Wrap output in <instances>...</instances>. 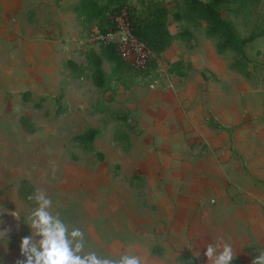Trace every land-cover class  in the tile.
<instances>
[{"label": "rangeland", "instance_id": "374dc122", "mask_svg": "<svg viewBox=\"0 0 264 264\" xmlns=\"http://www.w3.org/2000/svg\"><path fill=\"white\" fill-rule=\"evenodd\" d=\"M78 2L0 0V264H15L31 235L27 218L36 205L21 201L23 179L47 191L50 211L69 231L84 232L85 253L131 251L147 264H187L199 251L193 264H208L207 245L223 238L235 254L231 264H252L264 253V38L246 48L256 66L245 78L229 70L233 53L217 54L216 39L188 25L193 40H174L154 73L101 91L87 54L98 52L96 32L107 24L75 13ZM151 2L170 11L176 34L180 0H127L130 10ZM226 18L240 37L258 32L264 0L248 18ZM177 61L185 77L166 71ZM102 67L110 73L108 62ZM55 95L66 111L57 112ZM121 115L127 123L114 118ZM210 118L234 132L215 129ZM88 128L103 131L96 153L73 140ZM121 133L126 142L116 138Z\"/></svg>", "mask_w": 264, "mask_h": 264}, {"label": "trees", "instance_id": "16d2710c", "mask_svg": "<svg viewBox=\"0 0 264 264\" xmlns=\"http://www.w3.org/2000/svg\"><path fill=\"white\" fill-rule=\"evenodd\" d=\"M262 0H207L201 3L196 0H180L176 5V11L172 14L173 20L177 24V33L172 34L168 29V16L170 11L160 2H151L142 7L143 9L130 10L127 0H79L78 4L73 6V11L79 15H83L86 19L105 20L106 26H99L101 32H105L107 28L113 26L112 17L117 14L123 7H127L129 17L132 22L133 32L139 41L155 54L156 58H160L162 54L172 46L174 40L189 43L193 40V34L189 29L192 27H202L206 38L216 39V53L222 55L231 52L234 55L229 65V70L239 73L245 78H251L256 63L249 59L246 55L247 46L256 38H264V21L263 27L258 32H251L246 37H240L234 25L226 18L228 14L234 16H245L248 18L256 9ZM185 22L186 26H182L181 22ZM89 58L91 80L94 86L101 91L113 90L117 85L126 84L128 80H132L135 75H149L155 72L157 65L152 61L148 68L144 71L135 69L129 62L124 61L114 45H100L98 52H90L87 54ZM106 61L110 64V73L104 71L102 65ZM65 64L73 72H79L80 67L67 60ZM169 74L179 77L187 75V68L181 61L173 62L166 68ZM130 76V77H129ZM205 78L204 74L202 75ZM129 87V84H126ZM29 93H24L26 97ZM53 101L58 105L56 110L64 112L67 105L62 104V95L52 96ZM117 120L127 123V115L114 116ZM22 128L28 133L35 132V125L27 117L20 118ZM208 124L215 129L225 131L229 134L234 132L235 128L222 125L215 122L212 118L208 120ZM101 129H85L84 132L73 137L83 148L96 153L93 143L96 138L102 135ZM119 141L126 142L127 135L123 133L117 134ZM35 192L34 186L28 180H21L17 189V193L22 202L28 206H35L33 202L28 201L27 197Z\"/></svg>", "mask_w": 264, "mask_h": 264}, {"label": "clouds", "instance_id": "9594fccd", "mask_svg": "<svg viewBox=\"0 0 264 264\" xmlns=\"http://www.w3.org/2000/svg\"><path fill=\"white\" fill-rule=\"evenodd\" d=\"M27 199L36 205L27 218L31 235L22 238L21 258L15 264H147L146 256L142 257L131 251L118 257H102L93 251L85 253L84 232L79 228L69 231V226L61 219L60 213L53 214L50 211L52 200L46 190L38 189L28 195ZM200 255L199 251H195L187 264H193V259ZM203 255L208 264H231L235 259L231 244L223 238L216 244H208ZM252 264H264V253L254 258Z\"/></svg>", "mask_w": 264, "mask_h": 264}, {"label": "built area", "instance_id": "2783aa9c", "mask_svg": "<svg viewBox=\"0 0 264 264\" xmlns=\"http://www.w3.org/2000/svg\"><path fill=\"white\" fill-rule=\"evenodd\" d=\"M113 26L105 32L97 31L95 39L102 45H114L121 58L135 69L144 71L157 58L133 32L128 8L123 7L113 17Z\"/></svg>", "mask_w": 264, "mask_h": 264}, {"label": "water", "instance_id": "95a60500", "mask_svg": "<svg viewBox=\"0 0 264 264\" xmlns=\"http://www.w3.org/2000/svg\"><path fill=\"white\" fill-rule=\"evenodd\" d=\"M196 1L201 2V3H206L207 2V0H196Z\"/></svg>", "mask_w": 264, "mask_h": 264}]
</instances>
